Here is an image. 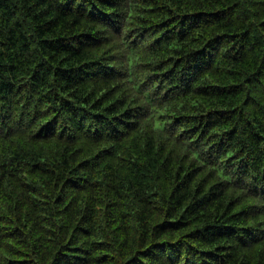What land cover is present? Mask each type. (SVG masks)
Here are the masks:
<instances>
[{
	"label": "trees",
	"instance_id": "trees-1",
	"mask_svg": "<svg viewBox=\"0 0 264 264\" xmlns=\"http://www.w3.org/2000/svg\"><path fill=\"white\" fill-rule=\"evenodd\" d=\"M0 264H264V0H0Z\"/></svg>",
	"mask_w": 264,
	"mask_h": 264
},
{
	"label": "bare ground",
	"instance_id": "bare-ground-1",
	"mask_svg": "<svg viewBox=\"0 0 264 264\" xmlns=\"http://www.w3.org/2000/svg\"><path fill=\"white\" fill-rule=\"evenodd\" d=\"M111 55V54H110ZM113 65V64H112ZM118 71V70H117ZM105 72H107V71H105ZM112 72V71H111ZM113 72H114V70H113ZM116 72V71H115ZM109 74V73H108ZM119 74V73H118ZM100 75H102V74H100ZM107 76V75H106ZM119 76V75H118ZM108 77V76H107ZM82 107V106H81ZM80 108V107H79ZM83 110V109H82ZM78 111V110H77ZM79 112V111H78ZM78 115H79V113H78ZM84 120V119H83ZM83 122V121H82ZM81 124V123H80ZM67 135V134H66ZM112 152V151H111ZM200 199H202V197L200 198ZM204 200V199H203ZM191 202H193V201H191ZM201 202V201H200ZM192 204V203H191ZM190 204V205H191ZM189 205V206H190ZM203 206V205H202ZM202 206H200V207H202ZM189 208V207H188ZM191 211V210H190ZM193 213V212H192ZM3 220V219H2ZM15 238H16V236H15ZM201 258V257H200Z\"/></svg>",
	"mask_w": 264,
	"mask_h": 264
}]
</instances>
